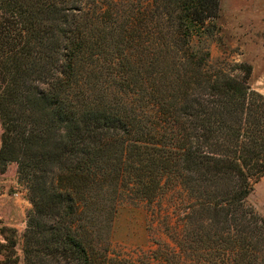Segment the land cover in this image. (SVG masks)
I'll return each mask as SVG.
<instances>
[{
  "label": "trees",
  "instance_id": "1",
  "mask_svg": "<svg viewBox=\"0 0 264 264\" xmlns=\"http://www.w3.org/2000/svg\"><path fill=\"white\" fill-rule=\"evenodd\" d=\"M218 10L0 0V171L16 164L30 204L20 253L0 226V264H124L109 255L117 199L168 183L189 200L167 222L178 251L264 263V217L247 202L264 174V96L244 62L209 69Z\"/></svg>",
  "mask_w": 264,
  "mask_h": 264
},
{
  "label": "rangeland",
  "instance_id": "2",
  "mask_svg": "<svg viewBox=\"0 0 264 264\" xmlns=\"http://www.w3.org/2000/svg\"><path fill=\"white\" fill-rule=\"evenodd\" d=\"M219 6L215 31L207 39L209 69L220 67L239 75L235 67L244 62L250 67V87L264 96V0H219ZM15 167L9 162L0 171V226L15 228L20 253L30 204ZM161 185L150 200L117 199L108 232L109 255L124 264H199L195 252L182 254L168 234L174 233L169 222L172 225L182 204L189 201L184 189L174 183ZM247 200L264 217V174L252 184Z\"/></svg>",
  "mask_w": 264,
  "mask_h": 264
}]
</instances>
